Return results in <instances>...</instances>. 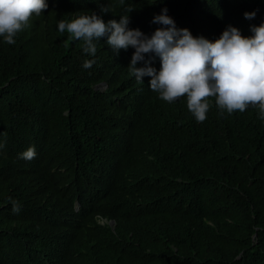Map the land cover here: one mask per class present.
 <instances>
[{
    "label": "trees",
    "instance_id": "1",
    "mask_svg": "<svg viewBox=\"0 0 264 264\" xmlns=\"http://www.w3.org/2000/svg\"><path fill=\"white\" fill-rule=\"evenodd\" d=\"M48 3L15 43L0 37V264H264L258 108L221 114L209 97L197 121L186 96L168 102L129 72L131 46L116 54L102 37L92 57L58 30L94 10L151 34L166 4L194 35L214 40L229 24L251 35L264 0Z\"/></svg>",
    "mask_w": 264,
    "mask_h": 264
},
{
    "label": "clouds",
    "instance_id": "2",
    "mask_svg": "<svg viewBox=\"0 0 264 264\" xmlns=\"http://www.w3.org/2000/svg\"><path fill=\"white\" fill-rule=\"evenodd\" d=\"M48 7V0H0V37L15 43L16 35L30 18ZM101 9L109 11L105 5ZM258 11L246 10L244 15L253 19ZM152 22L160 26L148 34L139 27H130L128 14L105 21L93 10L59 19L58 30L82 39L83 51L92 57L97 52L96 41L102 37H107L106 43L116 54L131 46L135 51L128 64L129 72L138 81L149 76L150 88L168 102L186 96L188 109L197 121L207 118L209 97L215 98L221 114L254 106L264 120V21L250 25L251 35L229 24L214 40L194 35L189 27H178L166 4L154 14ZM157 57L159 67L153 64ZM93 63V59L85 58L82 67L90 68ZM5 146L0 141V149ZM35 155L34 145L19 153L25 159ZM19 210L13 202V211Z\"/></svg>",
    "mask_w": 264,
    "mask_h": 264
},
{
    "label": "water",
    "instance_id": "3",
    "mask_svg": "<svg viewBox=\"0 0 264 264\" xmlns=\"http://www.w3.org/2000/svg\"><path fill=\"white\" fill-rule=\"evenodd\" d=\"M103 85H107V83H103ZM111 223L113 224V223H114V221L112 220V221H111Z\"/></svg>",
    "mask_w": 264,
    "mask_h": 264
}]
</instances>
